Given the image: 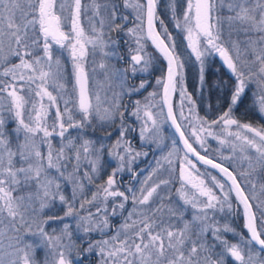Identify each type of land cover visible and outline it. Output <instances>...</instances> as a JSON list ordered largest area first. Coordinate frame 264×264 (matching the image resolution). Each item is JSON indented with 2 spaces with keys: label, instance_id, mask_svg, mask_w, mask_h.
Here are the masks:
<instances>
[{
  "label": "snow or ice",
  "instance_id": "1",
  "mask_svg": "<svg viewBox=\"0 0 264 264\" xmlns=\"http://www.w3.org/2000/svg\"><path fill=\"white\" fill-rule=\"evenodd\" d=\"M157 4L158 0H0V99L6 93L8 111L14 110L16 139L24 134L23 143L13 149L11 134L4 130L5 121L0 118V264H93V258L95 264H264V201L256 204L254 211L250 196L245 194L248 184L256 187L252 177L264 180V126L253 127L236 117L246 97L264 116V0H186L179 11L177 0H168L165 5L175 28L184 34L181 40H187L186 47L198 62L201 98L206 87H213L206 80L210 70L207 58L218 54L231 77L230 82L219 80L214 85L221 94L218 100L224 99V109L211 120L197 114V101L185 83L188 60L178 51L183 45L159 18ZM121 5L135 12V27H127L129 17ZM85 17L88 29L82 23ZM125 30L136 47L126 39V52L121 53V41L112 33ZM149 40L167 61L166 79H157L156 83L163 86V102L168 106L165 119L175 125L185 150L176 177L181 186L175 189V196L169 195L174 152L157 160L141 179L143 170L137 172L133 164L147 153L136 151L127 138L134 129L125 123L128 105L123 100L146 90L148 84L143 79L139 84L129 81L147 72L153 59L159 61L145 50ZM63 51L72 60L79 93L72 102L73 109L67 107L68 101L63 112L56 107L49 125L43 99L47 97L50 106L56 105L57 97L47 85L50 79L61 78V60L59 55L54 57V52L62 55ZM97 54L112 90L110 102L102 109L99 94L89 93L84 66L90 55L94 58ZM113 58L125 61L126 66L104 62ZM177 91L181 108L187 106L189 110V117H184L183 111L181 117L189 124L195 117L193 128L198 127L207 136H214L211 129L219 126L221 134L240 141V151L247 153L243 156L247 169L230 171L232 157L216 162L197 152L185 137L170 102L171 94ZM34 97L40 98V110L35 121L31 115L26 121V105L31 104L36 111ZM132 107L131 115L141 119L143 110L146 117L140 140L158 143L160 124L147 110L149 106L144 104L142 108L141 101L136 100ZM74 112L79 115L78 121ZM232 126L236 131H229ZM109 129H115V142L110 143L113 132ZM69 130H75L76 136L72 137ZM97 131L104 135H96ZM192 135L203 146L197 132ZM57 138L58 145L54 146ZM190 153L227 179L221 182L207 169L201 172L189 158ZM85 163L87 167L81 171ZM161 169L167 172V179ZM125 173L127 184L123 182ZM98 179L103 182L95 185L89 200L84 182L93 184ZM67 185L72 186L70 196L64 194ZM260 188L264 191V182ZM233 192L243 205L247 235L235 233L228 225L216 227L209 219L208 210L217 206L222 210L224 205L232 208ZM189 206L193 211L187 218ZM57 208L63 215L56 214ZM68 218L75 221L74 228L66 222ZM113 219H119L120 224L114 226ZM57 221L62 224L59 234L54 227ZM228 232L239 237L236 243L224 236ZM38 250H44L42 258H37Z\"/></svg>",
  "mask_w": 264,
  "mask_h": 264
},
{
  "label": "rangeland",
  "instance_id": "2",
  "mask_svg": "<svg viewBox=\"0 0 264 264\" xmlns=\"http://www.w3.org/2000/svg\"><path fill=\"white\" fill-rule=\"evenodd\" d=\"M168 3V0H158V4L157 7L160 6L163 11L165 13H167V15H169V20H166L165 24L168 25L169 28V32L172 34L173 38L176 39L177 43H182L183 47L181 49H178V51H182L183 55H182V59L184 60H188V63H186L185 65V83L188 85L189 87V91H191L192 89H194V87H196V82L198 83V62H195V56L194 54H191V49L187 48V40L183 39L181 40V37L184 35L182 33L179 32L178 29L175 28L174 24L172 23L171 20V13L167 10V8L165 7V5ZM184 4L186 6V0H177V6H178V11H179V5ZM168 17V16H167ZM98 19V18H97ZM82 23L84 25V27L86 29H88L89 27V21L88 18H82ZM93 23L95 24L96 22L93 21ZM98 27V25H96ZM145 29H146V20H145ZM158 31V30H157ZM58 48V46H56ZM145 48H147V46L145 45ZM147 53L149 54V56L153 57L150 50H147ZM68 54V53H67ZM189 54H191V59L189 60ZM58 55L57 52H54V57ZM92 63L91 66L93 69H91L90 71V75H89V85H90V95H92L93 93L99 94L100 96V106L101 109L103 107L107 106V103L110 102L109 99L107 98V93H108V89H107V84L108 83L105 79V75H104V69H101L99 67L101 61V56L99 54H97L94 58L92 57ZM209 62H211L212 60H214V56L213 57H209L207 58ZM94 61V62H93ZM106 63V61H104ZM89 67V66H87ZM209 67V64H208ZM151 66L149 67L148 70H151ZM47 70V69H45ZM56 66L53 65L52 71L56 72ZM94 72L96 75H94ZM102 74V75H101ZM101 78L99 82H95L94 78ZM61 77V76H60ZM187 77L189 78V81H187ZM61 79V78H60ZM60 79L53 81V80H49V83L47 85L48 90L50 92H52L53 96L57 97V101H56V105L50 106V102L47 100V97H44L43 99V103L45 105V108L48 109V117H47V122L49 125H51L52 120L54 119V113L56 111V107H58V99H59V93H60ZM36 105V111L32 110V106L31 104L28 106V108L26 107L25 110V119L27 121L28 116L31 115L33 121H35V116H36V112H38L40 110V98L36 97V99L33 101ZM93 103L95 104V97L93 96ZM8 105H9V100L7 98V96H4L3 99H0V118L4 119L5 124H4V130L7 133H10V139H12L13 142V149H15V145L17 143H23V132H21L20 135V139L17 140L15 133L13 132V130L15 128H17L18 126V122L15 118V113L14 110L13 112H9L8 111ZM177 108H178V114L180 116V119L182 121V125L185 129H190L187 130L186 134L188 136V138L195 144V146L199 149L200 152L204 153V152H210L213 151L215 152V154H217L218 156H220L221 158L224 157H232V164L235 166L236 170L239 171L242 168L243 169H247V161L243 160V156L246 155L247 153H242L240 151V141L235 140L233 137H230L227 135V133H223L221 134V127L219 126H214L211 130L213 131V133H215L214 136H207V134L205 132H201L199 131L198 127L197 128H193V125L196 124V119L195 117L192 118V124H189V120L185 119L183 117H181L180 113L181 111H183V116L184 117H189V110L187 106H184L183 108H181V99L179 96V92L177 91ZM258 114V118L262 124V126H264V116H262L261 114ZM199 117H201L200 115H198ZM150 121H148L149 123ZM151 122L148 124L149 127ZM142 125V123H141ZM140 125V127H141ZM188 127V128H186ZM255 127V126H253ZM258 128V127H257ZM140 131V128H139ZM139 131L136 132L137 137H139ZM196 131L197 134L200 136L201 139L204 140V144L203 146H201V144L196 140V136L192 135V132ZM229 131H236L235 126H232V128L229 129ZM42 135V134H41ZM96 135L100 136L103 135L102 132L97 131ZM132 132L128 134V138L130 141H132ZM249 136H251V133H248ZM140 139V137H139ZM223 139L225 140V143L221 144L220 140ZM258 139V138H257ZM58 140L59 138H57L56 140H53V145L57 146L58 145ZM173 141H174V137L173 135H171L168 132H164L163 131H159V140L158 143H144L140 140V148L133 146L136 151L139 152H146L147 156L141 155L136 163L133 164V168L137 171V172H141V170H143L141 172V179H143L144 177H146L149 172H151V170L155 167L156 161L160 160L162 156H166L168 155L169 152H174L173 156L171 157V159L173 160V182L172 184L169 186L171 191L169 193V195L175 196V189L180 188V181L178 179H176V177L179 176V168L181 165V161L183 160L184 157V152L181 149V146L179 144L178 141H176L175 146L173 145ZM151 146L153 147L152 149ZM44 150L46 151V146H43ZM145 148V149H143ZM235 149V151H234ZM152 150V151H151ZM252 153H255V149H251ZM191 159V158H190ZM194 163H196L195 161H193ZM241 162L242 165H238V163ZM115 162L113 161V164ZM226 163H228L226 161ZM196 166L198 169H200L201 172L205 171V168L201 167L200 165ZM87 165L86 163L84 165H82L81 167V171H84L86 169ZM208 172L211 173V175L216 176L218 180H220L221 182H224V180L217 175L216 173L211 172V170L207 169ZM108 172L112 171L111 167L107 168ZM161 172H163V169H161ZM123 175V182L125 184L129 183V177L128 175L122 174ZM163 176L165 179L168 178V174L167 172H163ZM106 175L103 176V179H106ZM202 179L204 178L203 176L201 177ZM153 179H155V177H153ZM253 182L256 184V187L253 188L252 184H248L246 189V192L248 193V195L250 196V201L253 204L254 210H255V206L256 204L260 203L261 201H264V191H261L260 185L262 182H264V180H262L261 178H258L256 176L252 177ZM103 180L102 179H98L97 181H95L93 184H88L86 181L84 182L85 187H84V194L86 196L87 199H91L92 198V192L96 191V187L95 185L98 183H102ZM62 188H65V186L62 185ZM123 190V189H121ZM71 191H72V186L71 185H67L66 189L64 191V194L66 196H70L71 195ZM217 194H219V189H216ZM233 195L234 192L231 194V200H232V208L229 209L227 205L223 206V209L221 210L220 206H217L216 209H211L208 210V212H212L211 216H213L214 218H218L219 216H217L216 214L222 211H226L227 215L224 219V221H222L220 223L221 226L224 227V225H228L229 227H231L232 229H234L235 233L237 234H241V232L236 228L235 226V222L236 223H240L241 226L244 227L245 224V220H244V216H243V207L240 205V207H237V205L234 204L233 202ZM252 196H255V199H251ZM80 196L78 194L77 196V200L80 201ZM57 203H59L57 201ZM77 208H79V203H77ZM88 206L87 204H85V207ZM193 210L191 209V207H188V214H187V218H190V214ZM229 213V214H228ZM56 214L58 215H63V212L59 210V208L56 209ZM116 223H113L114 226H118L120 224V220L119 219H115ZM235 221V222H234ZM68 223H70L72 225V227H75V221L72 220L71 218H68V220L66 221ZM225 224H222V223ZM54 227L57 228V234H59V229L62 228V224L61 222L57 221L54 223ZM245 228V227H244ZM115 230V227L113 228V232ZM246 230V235H247V229ZM49 231L51 232V229H49ZM233 238V242L232 243H236L237 239L239 238L238 236H234L232 232H229ZM37 258H42L44 255V250H38L37 253Z\"/></svg>",
  "mask_w": 264,
  "mask_h": 264
},
{
  "label": "flooded vegetation",
  "instance_id": "3",
  "mask_svg": "<svg viewBox=\"0 0 264 264\" xmlns=\"http://www.w3.org/2000/svg\"><path fill=\"white\" fill-rule=\"evenodd\" d=\"M121 7H122V10L124 11V14L128 15V17H129L128 22H127V27L128 28L135 27V24L137 23L134 19L135 18V12H133V10L131 8L124 9L123 5H121ZM157 14H158L159 18L163 19L165 22H166V20L170 19L169 15H167V13H165L160 6L157 7ZM156 28L158 31H160L158 22H157ZM112 36L121 41V46L119 49V51L121 53L126 52V46L123 44V41L126 39L130 40V42H132V46L134 48L136 47L134 41H132L131 38L126 35V30L124 33L113 32ZM146 46H147V48H145V50L146 49L150 50L152 56L158 57L159 61L157 62L156 59H153L152 65H151V68H152L151 70H148L145 73H138L137 77L135 79H130V81H129L130 83H133V84H139L142 79L147 81L148 84H147L146 90H141V93L133 95L131 98L125 97L123 100V103L128 105V109L124 114L125 123L127 125H129L132 129H134V131H132V134H133L132 139L133 140L130 142H131L132 146H135L138 148H140V144H139L140 139H139V137H137L136 132L139 131L140 125H141V123L142 124L144 123L146 117L144 115L143 110L140 112L141 119H137L136 116L131 115V113L134 111L132 104L136 100L141 101L142 108H143L144 104H147L149 106L147 108V110L151 111L153 113L154 118L157 119V122L160 124V131H163V133L164 132L170 133L171 135H173L174 140L178 141L175 133L173 132L172 128L169 125L168 119H165L167 115H166L165 108L163 105V86H162V84L157 85V83H156L157 79H166V62H165L163 56L152 46L150 41L147 42ZM58 55H59V58L61 60V65H60L61 79H60L59 85H63V87H60L58 107L63 112V110L65 108V101H68L67 107L70 110L73 109V103L72 102H73V100L77 99V97H78L79 86L76 85L74 71H73V63H72V60L70 59L69 55L67 54V52L63 51L62 55H60L59 53H58ZM217 55L218 54H214V60L209 62V69L210 70L208 71L207 77H206V80L209 82L210 85H213V87H206L202 98H201L200 93L198 91V83L197 82L195 84L196 87H194V89H192L191 91H189V87L186 84L187 91L189 93H193L194 98L197 101L196 111H197V114L200 115L201 117H204V104H205L206 109L211 110L213 115H215V116H218L220 114V112L224 109V99L221 97L218 100V96H221V94L215 89L214 85L219 80L230 82L231 77L228 73V70L224 67V65L219 60ZM92 60H93L92 56L90 55L87 58V60L85 61V65H84L85 71L88 74L89 93H90L89 75H90L91 69H93L91 66ZM106 63L117 64V66H121V67L126 66L125 61L117 62L115 60V58L111 59L110 61H106ZM87 66H89V67H87ZM94 75H96L95 72H94ZM100 79L101 78H96V76L94 78L96 83L99 82ZM187 81H189L188 77H187ZM106 84H107V89H108L107 98L110 101L112 98V90L109 89L108 83H106ZM115 90L118 91V89H115ZM153 92H155L156 95L150 96L149 94L153 93ZM146 97L148 98L147 100H145ZM172 106H173L174 113L177 117V121L181 125V129L184 131L186 138H188L186 132H187V130H190V129H185L183 127L182 121H181L180 116L178 114L177 92L172 94ZM238 112H239V110L236 112V116H237ZM74 120H77V121L79 120V115L76 114L75 112H74ZM150 126H151V124H150ZM117 127H118V125H117ZM186 128H188V127H186ZM69 131H70L72 137L76 136L75 130H69ZM109 131L113 132L112 140L110 141V143L115 142V140L117 138L115 129H109ZM102 134L104 135L103 132H102ZM189 143H192V145L195 149L197 148L195 146V144L190 139H189ZM153 147L151 146L150 149H152ZM143 149H145V148H143Z\"/></svg>",
  "mask_w": 264,
  "mask_h": 264
},
{
  "label": "trees",
  "instance_id": "4",
  "mask_svg": "<svg viewBox=\"0 0 264 264\" xmlns=\"http://www.w3.org/2000/svg\"><path fill=\"white\" fill-rule=\"evenodd\" d=\"M18 62V61H17ZM32 87L34 88L35 87V85H32ZM26 91H27V89H26ZM23 94V93H22ZM33 96H34V94H32ZM3 96H7V94L5 93V94H3ZM36 99V97H34V100ZM33 100V101H34ZM30 105V104H29ZM29 105H26V107L28 108V106ZM217 116H215V115H213V113H212V111L211 110H208V109H206V107H205V104H204V118L205 119H207V120H211V119H215ZM238 119H240V121L242 122V123H249V124H251L252 126H255V127H261L262 126V124H261V122H260V120H259V118H258V114H257V112H256V110H254L253 108H252V106H251V103H250V100H249V98L248 97H246L245 98V103L243 104V105H241V107H240V109H239V112H238V114H237V116H236ZM196 150L200 153V154H202V155H207V157H209V158H211V159H214L215 161H217V162H221L222 160H223V158H221L220 156H218L217 154H215V152H213V151H208V152H204V153H202V152H200L199 151V149L198 148H196ZM224 163H225V166H228V163H226V161H224ZM197 165H200L201 167H203V168H205V169H209V170H211V172H213V173H216L214 170H212V169H210V168H208V167H206V166H203V165H201V164H198L197 163ZM238 165H242V163L241 162H239L238 163ZM136 169V168H135ZM230 169L233 171L234 169L236 170V168H235V166L232 164V166L230 167ZM237 171V170H236ZM236 171H234V174H236ZM217 174V173H216ZM217 175H219V174H217ZM221 177V176H220ZM222 178V177H221ZM259 178V177H258ZM223 179V178H222ZM224 180V179H223ZM225 181V180H224ZM243 186V185H242ZM245 193H246V195H248V193L246 192V189H245ZM233 202H234V204L235 205H237V207H240V204L238 203V201L236 200V198H235V195H233ZM251 202V201H250ZM89 208V206H86L85 207V209H88ZM253 209H254V207H253ZM93 212L95 211V208H92L91 209ZM213 210V209H212ZM255 211V210H254ZM211 211L210 212H208V215H209V219H210V221H213L214 222V225L216 226V227H219V228H221V229H223V226H221L220 225V223L222 222V221H224V219H225V217H226V215H227V212L224 210V211H222V212H219V213H217L216 215L217 216H219L218 218H214L213 216H211ZM86 214V213H85ZM229 214V213H228ZM115 219H113V221H112V223H115ZM225 222V221H224ZM222 223V224H225V223ZM235 222V221H234ZM235 226H236V228L241 232V234H245L246 235V230H245V228L243 227V226H241L240 225V223L238 222V223H236L235 222ZM95 235V234H94ZM224 236L232 243L234 240H233V238H232V236H231V234L228 232V233H225L224 234ZM96 238H99V236H96ZM93 264H95V258H93Z\"/></svg>",
  "mask_w": 264,
  "mask_h": 264
},
{
  "label": "water",
  "instance_id": "5",
  "mask_svg": "<svg viewBox=\"0 0 264 264\" xmlns=\"http://www.w3.org/2000/svg\"><path fill=\"white\" fill-rule=\"evenodd\" d=\"M150 41V40H149ZM150 43H151V41H150ZM154 48H155V46L154 45H152ZM158 51V50H157ZM162 55V54H161ZM218 56V55H217ZM218 58H219V56H218ZM219 60H220V58H219ZM221 61V60H220ZM165 62H166V65H167V61L165 60ZM222 62V61H221ZM223 64V63H222ZM225 68H226V66H224ZM227 69V68H226ZM167 75V74H166ZM170 102H171V104H172V94H171V96H170ZM163 105H164V108H165V112H166V115H167V110H168V106H167V104H165L164 102H163ZM174 111V110H173ZM175 114V113H174ZM168 122H169V125H170V127L172 128V130H173V132L175 133V135H176V137H177V139H178V142H179V144H180V146H181V149L183 150V152H185V150H184V144H183V141L180 139V135H179V133L178 132H176V130H175V125H173L172 124V122H171V119H168ZM178 122V121H177ZM186 137V136H185ZM198 152V151H197ZM202 155V154H201ZM189 158H191L193 161H195L196 163H198V164H201V165H203V166H206V167H208V168H210V169H212L211 168V166H209V165H204L202 162H198L197 161V158L195 157V156H193L191 153L189 154ZM209 158V157H208ZM211 159V158H210ZM217 162V161H216ZM212 170H214L217 174H219V176H221L224 180H226L227 178L226 177H224L223 176V174L222 173H220L219 172V170L218 169H212ZM229 170L230 171H232L230 168H229ZM228 184H230V181H228ZM246 194V193H245ZM234 195H235V193H234ZM250 202V201H249ZM251 203V202H250ZM242 207H243V205H241ZM254 210V209H253Z\"/></svg>",
  "mask_w": 264,
  "mask_h": 264
}]
</instances>
